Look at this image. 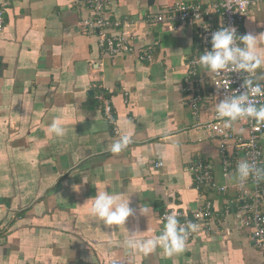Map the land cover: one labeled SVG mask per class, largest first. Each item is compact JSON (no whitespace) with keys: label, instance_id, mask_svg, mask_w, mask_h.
Returning <instances> with one entry per match:
<instances>
[{"label":"crops","instance_id":"1","mask_svg":"<svg viewBox=\"0 0 264 264\" xmlns=\"http://www.w3.org/2000/svg\"><path fill=\"white\" fill-rule=\"evenodd\" d=\"M178 1L106 0L110 16L130 24L136 46L131 54L110 56L83 28L89 11L82 0H5L0 264H264L250 229L236 228L232 213L221 217L237 180L221 173L217 137L195 125L211 117L217 104L209 71L201 69L204 88L193 92L202 97L199 111L184 89V65L197 52L198 27L146 21ZM206 20L216 25L220 17L213 12ZM247 33H264V0H254L243 19L240 35ZM149 47L151 58H139ZM254 80L264 82V66ZM101 92L111 102L114 123L104 116ZM54 121L64 127L63 136L50 131ZM231 125L246 134L241 124ZM124 134L131 143L118 154L109 151ZM260 141L264 162V131ZM198 159L211 165L215 184L229 185L227 194L215 186L195 187L189 166ZM104 190L129 198L134 214L125 225L107 226L89 215ZM207 200L216 210L217 231L196 233L183 252L165 257L157 248L145 256L127 248L129 233L161 234L165 209L191 212ZM141 206H150L151 214L141 215Z\"/></svg>","mask_w":264,"mask_h":264},{"label":"built area","instance_id":"2","mask_svg":"<svg viewBox=\"0 0 264 264\" xmlns=\"http://www.w3.org/2000/svg\"><path fill=\"white\" fill-rule=\"evenodd\" d=\"M89 11V16L82 21L84 29L93 32L97 37L101 51L110 56L131 54L136 51L135 44L129 39V30L126 29L130 24L121 22L120 19L112 18L108 13V4L106 0H82ZM254 0H218L217 3L204 5L194 0H180L173 5L165 6L156 14L147 15V22H166L175 20L178 24H195L198 27V47L195 56L187 59L185 69L187 72L186 84L184 89L191 93L190 100L192 107L197 108V103L201 100L199 93L194 91L204 88L201 76V69L205 68L199 64V57L205 49L211 50L212 33L221 27H233L237 36L240 35V26L245 18L251 4ZM4 6L5 0L0 5V32L4 27ZM213 12L220 17V22L216 25L208 23L206 18ZM170 24L169 27H172ZM110 30L115 32L110 33ZM239 43V37H237ZM242 46V45H241ZM139 58L150 59L152 55L151 48L143 49L139 53ZM207 70V69H206ZM209 71V70H208ZM247 73L231 72L230 70H221L220 73L209 71V84L211 97L218 103L220 100L232 94H240L245 91L243 81ZM254 83H259L264 87V82L254 80L255 74H248ZM198 76V78H197ZM229 81V86L225 87V82ZM219 85V86H218ZM100 99L104 116L114 123L112 106L109 98L104 96L103 92L98 95ZM251 102L257 107L264 105V95L250 97ZM199 111V107L196 109ZM246 130L243 135L234 131L232 125L225 126L223 120L218 119L216 111L207 120L197 122V128L207 131L211 136L217 137L218 151L221 157V173L224 177L236 174V166L239 162L247 160L255 163L258 167L264 168L263 151L261 146V134L264 131V123H258L254 120L240 119L236 121ZM159 161L156 165L160 166ZM194 174V184L198 188H212L226 194L229 185L215 184L213 170L211 165L198 159L193 165L189 166ZM236 193L233 198H226L224 210L221 211V217L229 214L234 216V225L238 229L249 228L251 239L257 249L264 255V179L257 180L250 177L243 182L236 181ZM207 190V189H206ZM216 212L210 201L198 208L188 212L186 209L168 208L161 215L160 220L165 223L164 217L175 213L180 226L186 227L188 222L197 225L195 231L188 233L185 245L195 236L196 233L209 234L217 231L214 227ZM227 231V230H226Z\"/></svg>","mask_w":264,"mask_h":264},{"label":"clouds","instance_id":"3","mask_svg":"<svg viewBox=\"0 0 264 264\" xmlns=\"http://www.w3.org/2000/svg\"><path fill=\"white\" fill-rule=\"evenodd\" d=\"M237 37H239V43H237ZM210 42L211 50L205 49L199 57L201 66L214 73H220L221 70L226 69L231 72L243 71L247 73L243 81L245 91L227 96L216 104L217 118L223 120L226 127L231 126V122L240 119L264 123V105L257 107L250 100V97L264 95V87L259 83H254L248 75L255 74L256 69L264 66V48L261 47L264 44V33L259 35L247 33L237 36L235 28L221 27L212 33ZM224 86L228 87L229 81L225 82ZM50 131L56 136L65 134L64 127L55 121L51 124ZM130 143V135H121L118 140L110 145L109 151L118 154ZM250 177L257 180L264 179V168L247 160L239 162L236 166L234 179L243 182ZM151 212L150 206L140 207L141 215H150ZM133 214L134 210L130 207L129 198L122 200L119 195L106 190L97 192L89 209L91 217L107 226L125 225L127 218ZM164 220L165 223L159 235L156 234L147 238L138 235L141 233L139 231L129 233L125 241L127 248L145 256L157 248L163 250L165 257L183 252L188 233L195 231L197 225L188 222L186 227L180 226L175 213L166 215ZM112 264H118V262L113 260Z\"/></svg>","mask_w":264,"mask_h":264},{"label":"trees","instance_id":"4","mask_svg":"<svg viewBox=\"0 0 264 264\" xmlns=\"http://www.w3.org/2000/svg\"><path fill=\"white\" fill-rule=\"evenodd\" d=\"M108 97V96H107ZM227 194V193H226Z\"/></svg>","mask_w":264,"mask_h":264}]
</instances>
